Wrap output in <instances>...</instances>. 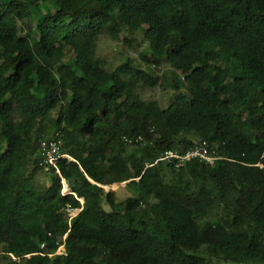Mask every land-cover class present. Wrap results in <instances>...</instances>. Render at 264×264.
<instances>
[{"label": "trees", "instance_id": "16d2710c", "mask_svg": "<svg viewBox=\"0 0 264 264\" xmlns=\"http://www.w3.org/2000/svg\"><path fill=\"white\" fill-rule=\"evenodd\" d=\"M124 29H141L147 67L97 54ZM162 62L167 107L141 92ZM57 132L61 175L38 144ZM203 140L222 158L160 159ZM125 181L124 198L103 187ZM43 242L65 250L10 255ZM213 258L264 264V0H0V264Z\"/></svg>", "mask_w": 264, "mask_h": 264}, {"label": "rangeland", "instance_id": "374dc122", "mask_svg": "<svg viewBox=\"0 0 264 264\" xmlns=\"http://www.w3.org/2000/svg\"><path fill=\"white\" fill-rule=\"evenodd\" d=\"M131 31L129 29H124L120 33V38L114 40L109 33L104 32L97 45V54L110 66L116 67L121 64L124 57H129L134 60L135 63L147 67L146 61L142 59V52H147L149 48V43L143 38L142 32ZM154 73L159 76V83L151 88L142 89V95L147 100H158L162 107H167L172 100L174 95V90L172 85L168 83L166 76H170V71L172 70L168 62H162L161 65L153 66ZM38 184L44 185L48 182V175L44 172H40L37 175ZM126 183L118 184V186L108 185L106 188L115 191L120 198H124L126 195ZM124 188V189H123ZM123 189V190H122ZM212 264H241V263H231L218 260L216 258L212 259Z\"/></svg>", "mask_w": 264, "mask_h": 264}, {"label": "built area", "instance_id": "2783aa9c", "mask_svg": "<svg viewBox=\"0 0 264 264\" xmlns=\"http://www.w3.org/2000/svg\"><path fill=\"white\" fill-rule=\"evenodd\" d=\"M129 141H133V139H128ZM142 137L139 136L135 139V141H141ZM39 148L41 154L43 156L42 164L46 166V168L54 167L56 171L61 175L60 169L58 167V162L61 158L73 159L71 155L62 151V143L59 132L54 135L43 136L39 140ZM222 158L217 156L215 153L211 152L209 149V144L206 140H203L199 143V145L191 150L186 151L185 153H179L175 151H166L160 159H167L169 161H173L177 166L184 165L187 161L192 159H196L198 161H206L213 162L216 159ZM63 184V193H74L70 188H68V184L66 180L62 177ZM81 203H83V200ZM82 209L81 207L73 208L71 205H68L67 210L69 212L70 220L75 217ZM66 237V236H65ZM64 237V239H65ZM40 252L28 253L24 256L17 257L14 254H10L11 257L15 260L20 261L24 257H31V255L35 253H41L43 255L53 256L58 253H62L65 250V244H60L54 252H47L46 244L43 242L40 246Z\"/></svg>", "mask_w": 264, "mask_h": 264}, {"label": "clouds", "instance_id": "9594fccd", "mask_svg": "<svg viewBox=\"0 0 264 264\" xmlns=\"http://www.w3.org/2000/svg\"><path fill=\"white\" fill-rule=\"evenodd\" d=\"M126 182V181H125ZM122 184V182H119L118 184ZM112 184V183H111ZM127 184V183H126ZM108 185H110V184H107V185H103V187H107ZM111 186V185H110ZM68 188H69V186H68ZM107 189V188H106ZM63 190V189H62ZM71 190V189H70ZM108 191H109V189H107ZM62 193H63V191H62ZM64 194V193H63ZM67 194H69V193H67ZM78 199H79V197H78ZM82 200H83V202H84V199L83 198H81ZM80 202H81V200H80ZM83 204V203H82ZM65 244V243H64ZM41 246V245H40ZM58 247V246H57ZM40 252V251H39ZM59 254V253H58ZM26 255V254H25ZM32 256V255H31ZM27 258H29V257H27Z\"/></svg>", "mask_w": 264, "mask_h": 264}, {"label": "water", "instance_id": "95a60500", "mask_svg": "<svg viewBox=\"0 0 264 264\" xmlns=\"http://www.w3.org/2000/svg\"><path fill=\"white\" fill-rule=\"evenodd\" d=\"M123 183H127V182H122V184H123Z\"/></svg>", "mask_w": 264, "mask_h": 264}]
</instances>
